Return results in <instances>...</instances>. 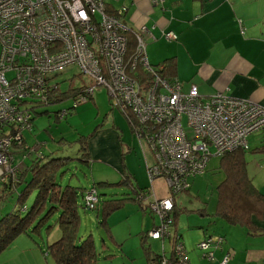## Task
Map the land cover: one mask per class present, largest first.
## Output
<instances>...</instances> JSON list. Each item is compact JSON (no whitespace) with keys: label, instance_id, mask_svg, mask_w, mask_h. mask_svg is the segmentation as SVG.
<instances>
[{"label":"built area","instance_id":"built-area-1","mask_svg":"<svg viewBox=\"0 0 264 264\" xmlns=\"http://www.w3.org/2000/svg\"><path fill=\"white\" fill-rule=\"evenodd\" d=\"M124 12L123 6L108 12L105 0H0V180L14 176V143L28 148L20 146L22 132L30 128L28 98L50 103L52 74L75 65L90 80L82 101L105 87L111 104L135 118L134 131L151 153V163L146 160L149 178L167 180L169 195H152L150 209L160 220L146 234L171 242L172 253L158 264H190L173 231L172 194L186 191L190 178L202 173L211 157L248 148V135L264 130V106L224 92L203 97L195 85L184 91L177 78L161 76L164 64L152 65L147 58L143 35L148 29L132 31L130 46ZM162 35L176 38L172 31ZM138 67L150 79L138 74ZM83 198L85 208L95 207L93 187ZM223 240L204 236L197 247L212 260ZM228 253L218 264H228Z\"/></svg>","mask_w":264,"mask_h":264},{"label":"rangeland","instance_id":"rangeland-1","mask_svg":"<svg viewBox=\"0 0 264 264\" xmlns=\"http://www.w3.org/2000/svg\"><path fill=\"white\" fill-rule=\"evenodd\" d=\"M152 65L155 64L152 63ZM10 76L11 73H7V77ZM51 83H58L60 91L64 92L70 88L88 85L90 80L77 66L71 65L60 73L52 74ZM73 100V97H66L57 103L40 104L33 108L32 127L23 131L26 144L31 149L26 150L12 146V149L20 150L19 152L12 150L14 163L19 164L20 167L28 165L34 159V151H41L44 154L43 161L58 157L72 158L68 163V169L65 170L63 178H61L62 184L70 183L85 189L96 185L101 199L132 195V189L126 186L98 184L100 182H117L123 176L122 168L108 161L109 155L106 156V152L110 154L112 150L114 153L119 148L112 140H107L102 144L104 152L98 154L95 159L91 157L89 165L79 160L81 157L79 139L89 136L94 129H103L107 132L116 131L123 152L121 160L124 164L123 170H128L134 175V178H131L136 188H138V184L142 187L146 186L157 198L162 197L168 190L166 178L156 177L152 180L149 178L146 160L151 163V153L139 140L134 128L132 130L126 115L110 104L106 88L99 87L92 99L79 103L64 118L62 111L57 117L58 111L70 107ZM182 120L185 125L184 115ZM89 140L90 137L87 142ZM249 146H252L250 142ZM23 155H26V158L23 159ZM263 156L253 153L251 159L254 161L249 162L246 170L254 185L264 193ZM117 157L119 158V155ZM218 159L216 156L211 157L204 173L190 178V189L176 194L175 201L178 208L181 209L176 217V229L177 233L181 234V241L184 243L185 253L190 264H218L228 249L230 262L228 264L238 262L244 264V259L241 260L239 256L245 232L241 227L230 225L213 216L214 208L212 209V207L215 206L216 188L223 177L221 170L218 169ZM30 177V172H27L24 182L0 198V218L11 212L16 203L18 205V195L23 191ZM34 196L35 193H30L24 198L22 203L25 204V207L31 206ZM98 204L99 202L96 206ZM142 205H146L145 210H142L136 201H127L122 208L109 215L107 225H102L96 217V210L85 208L82 199H79V236L84 238L91 234L97 253V264H147L140 233L151 229L153 224L159 222L160 218L156 212L150 209V201L147 197L142 199ZM206 206L207 214H200L197 211L200 208H206ZM54 218L51 216L48 219L47 223L53 224L48 229L42 226L39 232L31 233L32 235L18 234L5 249L0 251V264H57L47 251L48 244L60 236V230L57 223L54 222ZM204 233L221 236L225 233L224 247L217 249L219 251H214L212 260L203 257L202 251L197 247L198 242L203 239ZM144 245L155 253L170 250L167 238L164 239L162 247L160 239L146 238Z\"/></svg>","mask_w":264,"mask_h":264},{"label":"crops","instance_id":"crops-1","mask_svg":"<svg viewBox=\"0 0 264 264\" xmlns=\"http://www.w3.org/2000/svg\"><path fill=\"white\" fill-rule=\"evenodd\" d=\"M106 3L109 10L125 8L122 19L129 29L126 34L130 40L134 41L133 32L141 26L148 29L143 36L149 63L172 59L175 64L172 78L181 82L184 91L195 85L203 97L224 92L264 106V0H108ZM164 31H172L176 38L165 39ZM118 136L116 131L94 129L88 141L90 158L95 159L103 151L102 144L112 140L119 148L114 153L106 152V156L123 171ZM247 140L251 148L263 145L264 130L248 135ZM253 153L264 155L259 150L249 153L246 167L254 161ZM130 177L134 175L130 173ZM148 191L147 199L151 201L152 190ZM205 210L208 211L207 206ZM258 227L261 233L254 235L241 227L246 235L239 257L244 259V264H264V216ZM222 236L225 239V233ZM160 241L163 245L164 240ZM223 247L224 242L220 249Z\"/></svg>","mask_w":264,"mask_h":264},{"label":"trees","instance_id":"trees-1","mask_svg":"<svg viewBox=\"0 0 264 264\" xmlns=\"http://www.w3.org/2000/svg\"><path fill=\"white\" fill-rule=\"evenodd\" d=\"M108 12L114 13L115 10H109L108 8ZM130 39L131 38L128 36L129 45L132 46L134 41ZM161 64H164L162 70L160 71L161 76L167 79H172V72L175 69V64L172 63V59L166 60ZM138 74H148V79L151 77L142 67H138ZM83 87L84 86L82 85L81 87L73 89L70 88L69 90L63 92L60 91L58 83H55V89L52 90V93L50 94L51 96H48L47 98L50 103L35 101L28 98L29 103L27 107H31L30 129L32 127V120L34 116L32 112L35 106L40 104L46 105L57 103L66 97H73L74 100L72 105L58 111L57 113L58 117L59 114H61L60 112L64 110L65 113L62 114V117L64 118L68 113H70V110L74 109L79 103L92 99L93 95H86L87 99L82 101L81 97L84 91ZM109 102L111 104V101ZM119 110L126 115L133 130V128H135L136 121L132 113L127 109ZM34 113L37 114L36 112ZM92 133L89 134V136H84L78 140L81 145V157L79 160L87 165H89L90 160L87 139L92 136ZM22 137L23 142L20 146H23L24 143L26 144L23 132ZM26 145L28 146V144ZM13 146L17 147V143H14ZM30 149L31 148L29 146L26 148V150ZM255 150H259L261 152L264 151V144L256 148H251L248 145V148L246 149L238 148L233 151H227L218 157V169L221 170L223 177L216 188V201L213 211L214 217L220 218L230 225L243 227L251 235L260 232L258 223L264 216V193L254 185L246 170L247 155ZM23 156L26 158V155ZM33 156L34 159H32L28 165L26 164L23 167L14 163L15 160L13 156L12 164L17 166L14 171V176L10 175L5 179L0 180L1 198L7 192L15 190L18 184L24 182L27 172H30L31 174L30 180L26 183L23 191H21L18 195V205L16 203L11 212L0 218V251L5 249L20 233L32 235L31 233L39 232V229L42 226H45L47 229L50 228L53 224H49L47 222L51 216H54V222L58 225L60 236L47 246L48 254L51 255L53 260L57 264H97V253L91 234L82 238L79 236L78 232L79 199H82V204L84 206L83 196L87 189L77 187L70 183L62 184L61 181L65 170L68 169V163L72 160V158L58 157L43 161V153L41 157H36V153H34ZM204 171L202 173H204ZM98 184L105 186H126L132 189V195L128 194L127 196L119 198L101 199L99 196L100 194L98 195L96 190V185H93L97 195V202H99L98 206L95 205L93 209L96 210V217L102 225H107L109 215L115 210L122 208L127 201H136L139 207L142 210H145L146 205H142V199L147 197L149 188L147 187V189L146 187L139 186L136 188L128 171L123 170V176L117 182H100ZM189 189L190 187L186 191ZM30 193H35V196L31 206L28 208L25 207V204H23L22 201H24V198ZM166 195H169L168 190L164 196ZM172 197L174 206L171 211L173 216V231L177 234L178 238L181 239V234L177 233L176 229V217L181 209L178 208L175 201L176 195L172 194ZM21 207L22 209H19ZM205 209L206 208H200L196 210L200 214H207ZM155 225L156 224H153L152 228ZM149 230L150 229L140 233L141 245L144 250L147 264H158L163 255L169 256L170 253H172L171 242H169L170 250L168 252H165V250H162V252L159 253L151 252L149 248L144 245L147 237L146 234ZM211 235L213 234L205 236ZM221 237L224 239V236ZM162 246L163 245H161V247Z\"/></svg>","mask_w":264,"mask_h":264}]
</instances>
